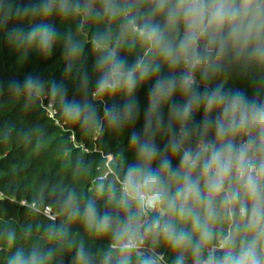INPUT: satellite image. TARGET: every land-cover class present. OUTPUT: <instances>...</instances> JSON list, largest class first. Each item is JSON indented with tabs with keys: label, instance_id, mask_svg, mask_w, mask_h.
I'll list each match as a JSON object with an SVG mask.
<instances>
[{
	"label": "clouds",
	"instance_id": "1",
	"mask_svg": "<svg viewBox=\"0 0 264 264\" xmlns=\"http://www.w3.org/2000/svg\"><path fill=\"white\" fill-rule=\"evenodd\" d=\"M0 29L44 58L62 49L66 80L26 73L11 93L127 142L94 195L64 202L108 239L97 254L81 241L74 264H264V0H0ZM52 258L19 248L8 264Z\"/></svg>",
	"mask_w": 264,
	"mask_h": 264
},
{
	"label": "trees",
	"instance_id": "2",
	"mask_svg": "<svg viewBox=\"0 0 264 264\" xmlns=\"http://www.w3.org/2000/svg\"><path fill=\"white\" fill-rule=\"evenodd\" d=\"M66 26L62 24L61 30ZM71 27L75 31V25ZM26 73L66 80L62 49L58 46L44 58L14 46L0 29V264H8L16 249L33 247L51 250L50 264H74L75 248L81 241L97 254L107 247L108 239L87 232L78 217L68 214L64 202L69 191L81 205L94 195V180L115 170L127 142L107 127L99 134L85 131L65 119L51 99L29 100L11 93L8 82ZM67 86L73 87L70 81ZM138 98L143 112L146 88ZM108 103H122V98ZM98 203L102 205L103 200ZM46 207L58 214L56 220L44 214ZM158 251L170 261V252L163 247Z\"/></svg>",
	"mask_w": 264,
	"mask_h": 264
},
{
	"label": "built area",
	"instance_id": "3",
	"mask_svg": "<svg viewBox=\"0 0 264 264\" xmlns=\"http://www.w3.org/2000/svg\"><path fill=\"white\" fill-rule=\"evenodd\" d=\"M23 204H26V202H23ZM44 214L52 220H56L58 217V214L55 213L51 207H46L44 210Z\"/></svg>",
	"mask_w": 264,
	"mask_h": 264
}]
</instances>
